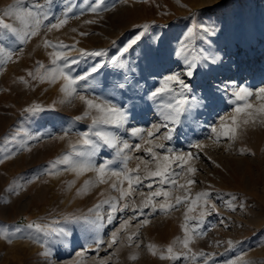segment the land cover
<instances>
[{
  "label": "rangeland",
  "instance_id": "obj_1",
  "mask_svg": "<svg viewBox=\"0 0 264 264\" xmlns=\"http://www.w3.org/2000/svg\"><path fill=\"white\" fill-rule=\"evenodd\" d=\"M13 2L0 0V11ZM32 2L43 3V0H28V3ZM90 3L92 0H54L52 5L58 16L69 5L73 7V13L63 28L48 34V39L68 45L79 41L77 49L107 52L106 57H78L75 50L71 51V55L80 60L73 66L74 75L82 74L116 54L117 49L140 30L134 26L147 23L150 27L139 46L125 54L126 67L106 64L93 74L94 80L90 78L95 91L83 94H103L110 98L114 95V103L126 105L131 99L129 107L135 118L130 116L125 128L111 130L134 146L142 141L131 136V128L149 130L153 125L165 122L162 113L166 109L159 102L148 99V93L159 87L164 75L183 70L185 58L196 61L199 74L192 81L194 91L198 96L212 91L213 99L210 104L205 101V107H196L190 114L182 115L171 140L156 141L177 153L191 152L198 156V159L189 161L197 169L192 177L196 181L191 186L192 195L203 190L212 192L216 212L204 218L201 230L205 234L190 246L194 251L202 249L214 254V264H228L240 257L254 264H264V126H249L235 142L222 138L219 143H213L209 139L210 126L218 124L220 116L230 115L233 108L223 91H216L217 85L222 86V82L232 79L237 85H245L253 91L264 86V0H105L106 7L98 15L88 10ZM88 20L96 22L85 23ZM7 22L15 23L12 20ZM201 26L214 28V32L205 33ZM81 32L88 35L81 36ZM8 36L9 40L15 39L10 33ZM40 42L41 36L33 37L24 45L17 42L16 47L22 48V52L17 53L19 59L14 57L15 62L7 63L0 71V158L13 151L16 153L0 164V225L23 228L33 221L44 225L58 221L53 226L62 227L68 235L55 237L53 255L47 258L40 255L43 249L29 239H16L11 244L0 240V264H101V261L104 264H190L186 260H161L159 255H151L146 248L148 243H153L163 249L174 239L183 238L180 224L184 206L167 213H152L151 209L145 208L143 211L147 215H138L137 219L131 220L132 202L139 205L143 199L140 192L149 191L147 187H141L129 199L130 207L117 212L111 223L107 221L109 205L102 204L99 209L104 218L102 226L101 222L92 224L89 221L96 218V211L90 213L89 209L104 200L118 197V193L111 190L109 184H96L87 194L77 195L76 190L85 180L94 179L93 172L78 178L67 171L57 176L45 173L50 161L68 151V139L75 141L76 133L87 130L90 121H74V117L84 110L78 99L70 104L59 103L62 98L59 82L32 81L34 87L13 83L16 78L26 76V70L34 69L36 61L48 65L46 53L51 49L38 47ZM2 43L9 46L8 40ZM146 51L147 57L144 55ZM177 52H180L179 56ZM205 56L220 59L218 64L209 65L213 69L211 72L200 66ZM129 69H135L130 76L132 84H138V87L113 93V83L122 81ZM162 100L167 104L169 98L164 96ZM54 101L55 107L48 108ZM248 102L256 107L262 103L254 96ZM33 103L44 106L45 111L23 113L22 110ZM69 128L68 139L52 138L63 135V130ZM166 131L161 127L156 136H162ZM10 133H17L16 139L4 144L3 138ZM144 137L147 139L146 131ZM195 143L206 146L203 149L191 147ZM242 147L250 149L254 155L240 154ZM127 155L133 157L128 161L131 168L140 162L136 157L149 159L143 151L127 150ZM104 161H111L110 168L114 170H121L124 166L123 160L116 157L115 149L107 146L94 157L96 164ZM14 180L18 186L22 185L17 188L19 194L7 191ZM72 180L75 185L68 188L66 182ZM177 180L184 183L186 177L180 176ZM147 183L149 181H144L145 185ZM156 187L154 183L153 190ZM164 187L169 189L170 185ZM183 194V190H173V201L175 196ZM162 200L163 197L158 198L157 204ZM65 217L80 219L66 221ZM144 219L149 223L139 228V236L135 238L139 248L135 243L131 247L127 245L126 232H120L118 243L108 247L112 233L124 220H130L128 232H133ZM98 238L104 241L99 249L93 243ZM228 240L236 246L229 249ZM217 241L221 243L217 245ZM176 250L182 251L179 245ZM131 253H138L139 258L129 260Z\"/></svg>",
  "mask_w": 264,
  "mask_h": 264
},
{
  "label": "snow or ice",
  "instance_id": "obj_2",
  "mask_svg": "<svg viewBox=\"0 0 264 264\" xmlns=\"http://www.w3.org/2000/svg\"><path fill=\"white\" fill-rule=\"evenodd\" d=\"M53 4L54 0H43V3L14 0L12 4L0 11V71L3 70L7 63L15 62L14 57L16 60L19 59L17 53L22 52V48L16 47L17 42L19 45H24L33 37L41 36V42L37 46H42L45 50L51 49V51L46 53L49 58L48 65H45L42 61H36L34 69L26 70V76L16 78L13 83H20L25 87H34L31 83L32 81L38 83L47 82L49 84L59 82L60 93L62 94L59 103L70 104L78 99L84 105V110L80 115L74 117V121H90L87 130L76 133L77 139L75 141L68 139L71 128L63 130V135L52 137L62 141L68 139V151L50 161L45 173L49 176H57L62 171H67L78 178L87 172H93L95 174L94 179L85 180L83 185L76 190L77 195L87 194V191L96 184H109L110 189L118 193V197L104 200L100 204L95 205L93 209H89L90 213L96 211V218L89 221L92 224L101 222L102 226L104 218L99 214L102 204L109 205L110 210L107 215V221L111 223L117 212H123L130 207L129 199L141 187H147L149 191L147 193L140 192L143 199L139 205H136L134 201L132 202L131 210L133 211V216L130 218L131 220L137 219L138 215H147L143 211L145 208L151 209L152 213L157 211L167 213L184 206L183 222L180 224L184 234L183 238L174 239L163 249L153 243H148L146 245L147 251L153 256L159 255L161 260L172 262L186 260L190 264H214V254L207 253L202 249L194 251L190 246L205 234L201 230L204 218L216 212L211 191L203 190L195 193L194 196L191 192V186L196 183L192 177L196 174L197 169L189 161L199 157L194 156L191 152L177 153L170 147L166 148L164 143L156 142L158 140H171L175 126L181 122L180 118L186 112L190 114L196 107H205V101L208 104L211 103L214 92L209 91L204 96H198L194 91L192 81L199 74L197 62L189 61L185 58L183 70L164 75L159 81V87L148 93V99L153 102H159L160 106L166 109L162 113L165 122L161 125H153L149 130L141 127L131 128V136L139 137L142 141V143H137L133 146L122 140L116 131L111 130L123 129L128 124L130 116L133 119L135 118V114L130 111L129 107L132 103L131 99L129 104L126 105L114 103V95L110 98L108 95L103 94L85 95L83 93L85 91H95L90 78L94 80L93 74L98 73L106 64L116 68L126 67L125 54L129 53L130 50H134V46H139L148 33L150 26L147 23L134 26L140 30L133 38L118 48L116 54L109 57L106 61L94 64L82 74L74 75L73 66L78 65L80 60L72 56L71 51L75 50L78 57H106L107 52L104 50L87 51L85 49H77L76 44L79 41L68 45L63 41L48 39V34L63 28L68 23L69 15L73 13V7L69 5L58 16L52 8ZM105 7V0H92V3L88 5V10L98 15ZM8 20H12L15 23L7 22ZM95 22L93 20L85 21V23ZM201 28L205 33L214 32V28L208 26H201ZM73 31H76V29H73ZM9 33L15 39L9 40ZM189 34L191 35V30H189ZM80 35L85 36L88 33L81 32ZM187 38L185 37V39ZM6 40H8L9 44L7 47L2 43ZM112 43L115 45L116 42L113 41ZM144 55L147 57L148 52L146 51ZM176 55L179 56L180 52H177ZM203 61L200 66L207 68L211 72L213 69L209 68V65L218 64L220 59L218 56H205ZM134 71L135 69H129L122 81L113 83V93L117 90L123 91L130 87H138V84L133 85L131 82L130 73ZM208 87L209 89L212 88L211 85ZM221 90L228 97V103L233 105V108L230 115L220 116L218 124L210 126L211 136H209V139L213 143H219L222 138L235 142L249 126H264V86L253 91L245 85H237L235 80L228 79L222 82V86H216V91ZM164 96L169 98L167 104L163 103L162 97ZM253 96L262 102L258 107L248 102L249 98ZM55 104L56 102L54 101L48 108H54ZM22 111L23 113L36 114L45 111V107L33 103ZM161 127L167 129V131L162 136H156ZM145 131L147 139L144 137ZM16 135L17 133H10L5 136L3 143L13 142L16 139ZM145 145L147 146L145 147ZM104 146L115 149L116 157L123 160L124 166L121 170L111 169V161H104L100 164L94 162V157ZM205 146L203 143L191 145V147L196 149H203ZM21 147H24V145H21ZM156 149L164 151L160 152L156 151ZM127 150L143 151L149 159L136 157L140 162L136 164L135 168L128 167V161L133 159V157L127 155ZM239 152L242 155H254L248 148L242 147ZM15 154L14 151L5 154L3 158H0V164L7 159L13 158ZM141 165H143V168ZM149 165H154V167L150 168ZM60 166L64 167L61 168ZM180 176L186 177L184 183H178L177 178ZM144 181H149V183L145 185ZM125 183L127 187H125ZM154 183L157 187L153 190ZM66 184L68 188H71L75 185V180L68 181ZM165 185H170V188L165 189ZM18 187L22 188V185L18 186L14 180L7 188V191L19 194L17 191ZM173 190H183L184 194L175 196L173 201ZM161 197H163V200L157 204L158 198ZM193 213H196V215H192ZM73 219L80 218L65 217L66 221ZM58 223V221H53L52 224L44 225L33 221L23 228L18 225L11 227L9 225H0V240L11 244L16 239H29L43 249L40 255L46 258L51 257L53 255L52 245L57 242L55 237L68 235L62 227L53 226ZM148 223V219H144L136 225L137 231L128 232L130 220H124L120 228L112 233L108 247L111 248L118 243L120 232H126L128 233L126 236L127 245L131 247L135 243L136 248H139L140 244L136 243L135 238L139 236V228ZM93 243L99 249L104 241L98 238ZM216 243L219 245L221 242L217 241ZM226 244L229 249L236 246L232 240H228ZM177 245L180 246L182 251L176 250ZM77 255L82 256L83 253H78ZM112 255H116V253ZM138 258V253H131L128 257L131 261H135ZM101 264H104V262L101 261ZM228 264H254V262L240 257L235 261H229Z\"/></svg>",
  "mask_w": 264,
  "mask_h": 264
}]
</instances>
